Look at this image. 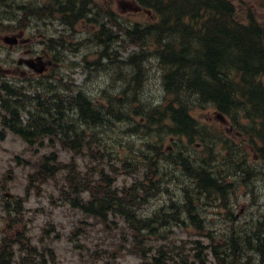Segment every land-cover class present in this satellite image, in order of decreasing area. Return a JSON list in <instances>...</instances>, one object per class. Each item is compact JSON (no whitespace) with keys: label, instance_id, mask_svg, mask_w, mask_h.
I'll return each mask as SVG.
<instances>
[{"label":"trees","instance_id":"16d2710c","mask_svg":"<svg viewBox=\"0 0 264 264\" xmlns=\"http://www.w3.org/2000/svg\"><path fill=\"white\" fill-rule=\"evenodd\" d=\"M153 6L164 12L166 19L159 27L148 25L132 36L137 40L139 33L153 35V45L158 47L165 94L158 105L142 99L146 69L136 62L126 69L116 60L112 70L130 98L114 91L103 101L92 100L72 84H59L62 80H36L30 95L23 87L0 82L3 126L29 148L35 144L49 148L29 163L26 190L34 187L41 194L40 185L53 181L59 198L81 213L78 225L93 218L106 230L113 226V217L120 218L130 241L127 251L147 264H264L263 212L252 213L241 225H231L222 232L206 226L203 212L209 200L228 209L226 202L234 189L251 192L257 178H264V165L256 171L232 146L220 155L216 135L212 137L191 114L194 106H212L222 112L231 110L232 116L235 107L250 113V118L257 114L264 125V90L257 82L264 74V27L253 20L239 21L227 0H158ZM22 110L28 117L21 118ZM125 121L119 134H136L144 141L139 147L131 142L121 152L106 136L116 123ZM84 125L87 129L81 128ZM167 135L185 137V147L191 152L179 147V141L172 150L164 148ZM259 135L264 143V133ZM196 140L201 148L193 147ZM56 146L71 154L69 161L59 159ZM81 153L85 162L92 161L86 162L84 169L74 158ZM222 160L225 167L220 168ZM117 169L133 176L131 182L116 183ZM254 175L257 178L252 181ZM172 185L175 189H170ZM172 190H179V194H172ZM164 194L167 198L147 216L138 215L152 198ZM23 209L22 198L4 204L3 220L20 228L14 234L17 243L29 238ZM169 226L182 232L184 227H193L194 237H173ZM50 227H45L44 235ZM22 249L20 264H57L51 248L27 245ZM104 253L108 255L105 264L115 261V252ZM0 264H6L2 255Z\"/></svg>","mask_w":264,"mask_h":264},{"label":"rangeland","instance_id":"374dc122","mask_svg":"<svg viewBox=\"0 0 264 264\" xmlns=\"http://www.w3.org/2000/svg\"><path fill=\"white\" fill-rule=\"evenodd\" d=\"M10 1L11 0H0L1 18L14 14V11L16 10L15 5L18 3V0ZM119 1L120 0H106V2L116 5H119ZM251 1L253 2L254 0ZM136 2L142 5L140 0H136ZM4 3L9 4L5 5ZM142 7L145 8L146 5H142ZM146 8L149 10L147 14L144 12L146 10L139 12L142 15V17L139 19L141 22H143L142 19L154 18L151 15H148L149 13H153L151 3H148ZM119 10L120 7H117L118 12ZM145 14L146 16L144 17L143 15ZM123 16L124 18H127L128 15L124 14ZM136 16L138 15H134V17ZM137 19L138 17H136V20ZM2 22L4 24H0V37L3 35H11V33H9L7 28L4 26L7 25V22ZM26 24L31 25L32 27L36 25V22L32 21L31 23L26 21ZM47 24H49V27L43 28L41 23H37V29L43 33H48V36L50 33H58L54 29V24L50 23L49 21ZM60 27L61 26H58L56 28L59 29ZM76 28L80 29L79 26H76ZM63 35L62 42L66 49L64 50L61 48L56 50L60 51V53L63 55H66V61L68 63H79V66H75V68H62L60 70V74H63L64 76V81H66L65 79L67 78V80L70 83H73V85L81 86L85 91L88 92L89 95L94 94L97 98H102L101 92H97H99L101 88L106 87L108 84H114L112 83L114 80V74L112 72L103 71L100 68H93V65L90 66L89 70H85L82 67L84 61H81V56L86 55V61L91 63L96 52L98 51V46H96L94 43H91L88 38H86L87 35L82 32L72 34L64 33ZM118 36L120 37V35ZM42 37L47 38L41 35L40 39ZM151 42L152 40L149 38L147 44ZM2 45L5 46L2 40H0V68L4 69L11 67L10 65H12L15 58H17L19 62L29 60V57L24 56V54H15L11 47L5 46L3 48ZM114 45L120 46L117 51L121 52L123 55H125L126 52L127 54L131 53V49L136 47L131 45L129 48L127 47V49H124V43L121 41V39L118 41V38L116 39ZM73 50L74 52H72ZM32 56L35 55L32 54ZM50 59L52 60V63H55L53 62L55 59L51 57ZM148 59L149 58H146L145 60ZM67 62L66 64H68ZM148 70L149 71L145 76V83L142 88V96L145 101L158 102L163 98L159 69L156 66H153L151 68L148 67ZM53 71L54 68L50 67L46 73L52 74ZM109 71H111V69H109ZM191 113L197 118L198 121H200V123L208 127L206 131L210 133L212 137L216 135V141L218 144L217 147L219 150H223V146L225 145L224 141H227V143H232V138L237 140L234 137L233 131H228L229 124L223 123L215 117L216 112H214V108L212 106H194ZM0 120H2L1 114ZM240 120L243 123V125H241L243 127L250 124L247 123L245 119L240 118ZM124 126V123H116L115 128L108 131V135L106 136L108 143L114 148L119 150L121 149V152L131 145V142H133L137 147L141 146L144 140L138 135L130 136L129 134H126L123 136L119 134V130H123ZM223 132L224 134L227 132L229 134H226L227 136H223ZM0 135V242L3 241L2 236L7 234L10 230L7 226V223H5V220H3L4 212L2 205L5 203L10 204V202L16 200V197H19L23 199L24 209L22 214L24 219H26L25 227H27V235L31 240L30 246L35 245L38 248L50 247L55 253V261L57 264H105L106 260L108 259V255L104 253L106 251H113L116 253L115 261L110 263L108 262V264H147L145 260L127 251L130 241L129 237L124 235L123 230L125 229V225L120 218L113 217V226L106 230H104L101 222H94L93 218H85L82 224L78 225L79 220L82 219L81 213L77 209L69 207L59 198L60 196H58L57 187L54 185L53 181H48L40 185L39 191H42L41 194H37V188L33 189L34 187H31L26 191L27 176L30 173L32 166L29 163H32L37 155L49 150V148L47 146L40 147L35 144L31 149H28L27 144L24 143V141H22L19 137L3 130L1 123ZM168 136L169 135L166 136L162 143L164 147L170 145ZM178 145L179 147L187 149L191 152V149L185 147L183 142L179 141ZM245 147L249 149L248 145ZM55 148L58 149L59 146H56ZM252 149L253 150H250L252 152V160L259 159V153L258 149L256 150V146ZM82 153L74 154V158L77 165H79L81 169H84L86 162L92 163V161L85 162L83 157L84 154ZM58 155L59 159H61L63 162L69 161L71 157L70 153L60 148L58 150ZM255 156H257V158ZM253 162L254 164H252V166L256 167V171L260 169L262 162L260 160H253ZM114 164L116 167L119 165L117 160L114 161ZM117 171L118 176L116 183L128 184L131 182L133 176L130 177L128 175L121 174L118 169ZM3 175H7V178L3 179ZM256 178L257 176L254 175L252 177V181H254ZM250 187L255 189L256 202L253 199V193H251L250 196H246L244 194L243 191H246V189L232 193V197L234 200H236L234 204L235 212L233 213V216L237 219L236 225H241L244 219L248 218L252 212H254V215L262 212L264 213V178H262V180L259 178V181L255 182ZM170 189L175 188L172 185L170 186ZM176 191L179 194V190ZM166 198V194L157 195V197L152 198L148 205H144V207L138 210V215L147 216ZM204 210L206 213L205 219L207 225L210 226V228L220 229V232L224 231L228 225L227 222L231 217L226 218L225 212L220 210V208L216 206V202L213 200H209L205 203ZM110 220H112V217H110ZM48 224L51 225V229L48 231V234L43 236V240L41 241L40 238L42 237L41 235L43 234L44 227ZM169 227L172 229L171 231L173 237L177 236L182 238V240H187L194 237L191 233L194 231L193 227H184L183 232L180 228L175 226ZM72 230H75V236L70 238ZM184 230H188L190 232H184ZM122 238L125 240H122ZM14 247L15 245L13 248ZM1 251L2 249L0 252ZM9 251H12L11 258L8 260V257H5V261L8 260L9 264H19L17 260L20 254H18L14 249H10ZM96 252H99L97 256L95 254Z\"/></svg>","mask_w":264,"mask_h":264},{"label":"flooded vegetation","instance_id":"af4514ba","mask_svg":"<svg viewBox=\"0 0 264 264\" xmlns=\"http://www.w3.org/2000/svg\"><path fill=\"white\" fill-rule=\"evenodd\" d=\"M33 1V0H29ZM36 2V4L34 3ZM31 2L32 9L28 14L21 15H7V17H0V20L8 21V22H17L20 19H24L25 21L36 22L35 26L26 25L24 31H10L9 33H13V35L18 37L17 42L14 44L12 48L15 54H24L27 57H33V53H43L45 58V65L49 66L52 61L51 59H47L48 53L46 52L49 48L59 46L63 42V26L61 30L56 28L57 23H67L75 29L74 33H79V29L76 28V23L79 21H89L96 22L98 20H125L124 14L136 15L137 12L144 11L146 14L149 10L142 5L138 4L136 0L133 1H124L120 0L119 5L112 4L106 2V0H34ZM99 1V2H98ZM234 8L235 15L240 21L253 20L259 23L264 27V0H227ZM38 4V6H37ZM117 7H120L119 12L117 11ZM37 10V11H36ZM154 17V15H151ZM20 18V19H19ZM54 24V29L58 33H43L39 31L37 28V23H41L44 27H49L47 22ZM16 27V25H13ZM48 32V29H47ZM67 34H72L71 29L69 28ZM26 34V35H25ZM41 35L47 37H41ZM49 41V42H48ZM49 46V47H48ZM149 47V45L140 46L138 50L141 52L143 49ZM174 47V46H173ZM155 47H150L148 50H153L155 52ZM37 56V55H35ZM34 56V57H35ZM153 54L147 55V58H152ZM47 66V67H48ZM236 80H239V76H235ZM240 81V80H239ZM258 84L260 85V89L264 90V74L259 75L257 79ZM238 94H235L237 97ZM239 120L236 122H229L228 131H233L235 140L232 138V143L236 146L238 144H246L249 147V150H253L252 148L256 146L264 147V143L262 142L261 136L258 135V131L264 132V126L257 119V114L253 113L255 118L251 117V121L254 123L249 126H241L242 122L240 120L243 119L241 117L242 111L239 109L236 111ZM224 120V119H223ZM221 120V121H223ZM230 120V119H229ZM224 123L226 122L223 121ZM259 141L260 143H258ZM257 158V156H255ZM258 160V159H257Z\"/></svg>","mask_w":264,"mask_h":264},{"label":"water","instance_id":"95a60500","mask_svg":"<svg viewBox=\"0 0 264 264\" xmlns=\"http://www.w3.org/2000/svg\"><path fill=\"white\" fill-rule=\"evenodd\" d=\"M11 37H6L5 40L11 41Z\"/></svg>","mask_w":264,"mask_h":264},{"label":"bare ground","instance_id":"6f19581e","mask_svg":"<svg viewBox=\"0 0 264 264\" xmlns=\"http://www.w3.org/2000/svg\"><path fill=\"white\" fill-rule=\"evenodd\" d=\"M250 177H252V176H250Z\"/></svg>","mask_w":264,"mask_h":264}]
</instances>
